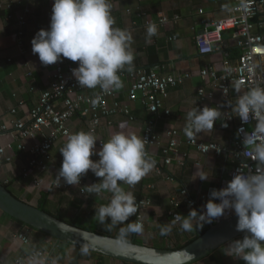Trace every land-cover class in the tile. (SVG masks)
<instances>
[{
	"label": "crops",
	"instance_id": "obj_1",
	"mask_svg": "<svg viewBox=\"0 0 264 264\" xmlns=\"http://www.w3.org/2000/svg\"><path fill=\"white\" fill-rule=\"evenodd\" d=\"M3 5H13L11 19H7L9 14L6 10H0V125L9 126L12 119L23 120L28 112L32 110L38 102L42 92L50 88L55 68L58 65H68L72 68L78 66V62H73L64 58L62 62L44 66L38 56L32 53L31 39L40 29H48L53 0H0ZM111 5V15L114 19L113 27L130 31L133 40L131 49L134 54L132 65L125 66L129 70L135 68H145L155 71L161 76L178 75L189 73L191 78L168 90L167 97L163 101L162 109L155 122V134L158 145L147 150L148 158L159 161L164 157L168 149L167 132L176 130L179 132L178 143L181 153L185 152L186 157L181 158L183 165L173 162L165 173L172 178L167 181L164 177L155 175L154 170L143 177L135 187L123 184L125 191H131L135 196L147 197L151 205L144 212V230L140 234L130 233L125 238L135 240L138 245L155 249L173 250L185 241L195 238L201 231H206L209 224H205L202 229L192 232L180 230L179 224L173 227L169 235L161 236L160 227L170 224L172 219L168 216L171 210V200L177 199L180 202L179 214L186 216L190 208L186 206V199H191L197 203L196 210H201L209 199L211 190H219V182L225 178L231 170L229 159L216 158L213 155L201 156L187 145L189 139L185 134L187 124L186 114L193 107L198 108V91L212 93L213 100L219 99V87L211 86L209 80H202L199 73L204 68L213 67L218 73L223 71L224 56L222 52H214L208 56H199L195 46L194 37L201 31L202 22L215 21L227 16L221 10L223 4L232 6L231 0H109ZM23 9H28L29 14L25 18L24 26V52H20L17 47L16 33L17 25L15 17L22 13ZM201 12V13H199ZM163 14L170 20L177 17L176 23L172 22L157 30V34L150 40L147 38L146 27L143 25L144 18L156 20ZM144 16V17H143ZM259 22L264 21V12L259 15ZM137 23L134 26L133 23ZM264 30H259L262 33ZM264 33V32H263ZM174 37V40H168ZM222 49L229 53V59L235 63L239 50L235 47V40L231 33L225 32L222 35ZM10 59L11 62L7 63ZM30 72L31 77L27 76ZM123 87L114 90V101L123 105L129 114H116L109 120H103L97 130V142H106L115 131H131L142 138L148 113L142 104L140 95L135 100L128 98L130 81L121 78ZM102 89H87L84 93L88 96L97 95ZM248 91L237 87L230 88V97L233 106L239 96ZM111 100L110 103L113 101ZM210 102V101H209ZM211 104V102H210ZM61 104H58L60 109ZM213 106V104H211ZM14 109L15 114L11 115L10 110ZM169 111L165 116L162 111ZM132 118V119H130ZM125 124L124 129L120 128ZM222 113L215 122L211 131L198 134L194 139L202 142H212L221 145H229L233 138V132L223 129ZM68 127L73 133L86 130L85 119L81 116H74L68 122ZM9 133L0 136V148L11 146L5 156H0V183L7 185L8 191L18 200L37 207L41 197L46 199V208L52 214L59 215L68 221L74 218L78 220H91L92 213L102 205L109 203L111 193L102 192V196H80L78 188L72 187L67 191H55L51 184L58 180V170L61 166L62 155L60 148L66 140H59L51 150L47 163V172L40 173L31 171L27 177L22 174L28 169V163L32 158L30 152H20L17 150L18 144L32 147L33 142L29 139L19 140ZM97 150L98 148L96 146ZM97 160L98 156L90 157ZM196 172V173H195ZM203 173L208 175L207 181L195 178V174ZM40 182L35 186L34 181ZM91 171L82 176L81 181L99 182ZM63 181V180H61ZM186 192L182 197L180 193ZM202 197H204L202 199ZM216 202V201H215ZM92 218V219H90ZM129 222H134L133 217ZM126 224L115 225L109 229L110 233L119 236L120 228ZM98 231L106 230L103 226L97 228ZM18 233H25L31 241L29 251L38 247H44L50 251L55 264H127L116 259L105 258L100 255L83 252L73 246L58 243L55 239L31 230L19 222L13 220L6 214L0 212V264H14L15 259L27 249L13 236ZM243 237L236 238L242 239ZM231 241L219 247L206 259L194 264H244L243 260L229 255V245Z\"/></svg>",
	"mask_w": 264,
	"mask_h": 264
},
{
	"label": "clouds",
	"instance_id": "obj_2",
	"mask_svg": "<svg viewBox=\"0 0 264 264\" xmlns=\"http://www.w3.org/2000/svg\"><path fill=\"white\" fill-rule=\"evenodd\" d=\"M113 25L109 0H53L49 27L35 33L31 50L44 66L62 62L64 58L78 62L72 76L81 87H99L105 93L119 90L123 87L119 72L132 65L135 57L130 47L133 40L130 31ZM146 31L150 40L157 34V26L149 24ZM234 111L242 123L249 119L250 113H255L261 117L258 131H264V88L256 87L239 96ZM220 115L216 107H193L186 114V136L194 139L211 131ZM125 127L120 125L121 129ZM145 139L131 131H115L97 150V136L80 131L69 135L59 150L63 157L58 170L60 182L79 185L82 176L91 171L100 180L89 185L88 192L111 193L109 203L96 209L95 214L100 224H126L119 231L121 243L128 234L144 230L141 222H129L138 212V203L136 196L122 185L135 187L155 167V161L148 158ZM253 152L258 164L255 171L236 172L224 188L211 190L201 210L190 209L186 216L176 214L170 224L160 227V235H169L177 224L181 231L192 232L234 214L235 231L242 232L243 238L231 241L229 255L244 264H264V143L256 144ZM92 156L99 159L93 160ZM196 178L207 181L209 176L200 173L195 174ZM83 251L87 253L88 249ZM193 258L192 253L184 252L185 264Z\"/></svg>",
	"mask_w": 264,
	"mask_h": 264
},
{
	"label": "built area",
	"instance_id": "obj_3",
	"mask_svg": "<svg viewBox=\"0 0 264 264\" xmlns=\"http://www.w3.org/2000/svg\"><path fill=\"white\" fill-rule=\"evenodd\" d=\"M232 6L228 7L223 4L221 10L227 13L223 19L202 22L201 31L194 37L195 46L199 56H208L214 52H222L224 56L223 71L218 73L213 67L204 68L200 71L199 76L202 80H209L210 85L219 87V99L213 100L212 93L198 91V109L203 107H216L222 113L223 127L226 131L233 132L235 138L229 145H221L212 142H202L196 139H188L187 145L195 150L201 156L213 155L216 158L229 159L231 170L225 178L219 182V190L227 185L236 172L248 174L255 171L258 164L254 158L253 149L256 144L264 143V131H258V124L261 117L255 113H250L249 119L243 122L237 117L234 111L232 99L230 97V88L237 87L244 91H249L256 87L264 88V21H256L259 15L264 12V1L256 0H231ZM0 10L9 12L7 19H11L13 5L0 3ZM201 13V12H199ZM29 14L28 9H23L20 15L15 17L17 25L16 41L20 52H24V26L25 18ZM144 17V16H143ZM50 19V16H49ZM178 18L172 20L160 14L156 20L144 18L143 25L147 28L149 24H155L157 30L169 23H176ZM137 26V23H133ZM225 32L231 33L235 40V47L239 50V55L235 63L229 59V53L222 49V35ZM169 38L168 40H174ZM11 60L8 59L7 63ZM72 67L68 65H58L55 68L50 88L40 94L37 105L28 112L23 120L12 119L9 126L0 125V136L9 133L10 130L16 136V139H29L33 142L32 147L28 149L22 144H18L17 150L23 153L30 152L32 158L28 163V169L22 174L25 178L31 171L40 173L47 172V163L51 150L55 144L63 139L67 141L69 135L73 132L68 127V122L74 116H81L85 119V132H92L96 135L98 128L103 120L110 124V118L118 113L128 115L129 111L120 103L114 101V92L105 93L101 90L95 96H88L84 92L88 89L81 87L72 76ZM28 72L27 76L31 77ZM120 78L130 81L128 98L135 100L140 95L142 104L148 113V119L142 138L145 139L146 150L158 145L155 134V122L162 109L163 101L167 97L170 88L182 85L191 78L189 73L178 75L161 76L155 71L145 68H135L129 70L126 67L119 72ZM113 100L111 103L110 101ZM213 104V106H211ZM61 108H58V104ZM231 106V107H230ZM165 116L169 111H162ZM10 114L14 115L15 110L11 109ZM264 116V114H262ZM132 119V118H130ZM179 132L170 130L167 132L168 149L164 157L155 161L154 173L158 177H164L167 181L172 178L165 173L172 163L183 165L181 158L186 157L185 152L181 153L178 143ZM103 142H97L96 146L101 147ZM11 146L0 148V156H5ZM63 158V157H62ZM99 159V157H98ZM96 181L84 182L80 180L79 185H68L63 181H55L51 188L55 191H67L72 187H77L80 196L88 198L102 196V193L90 194L88 186ZM35 186H39L38 180L34 181ZM182 197L186 192L180 193ZM204 197H202L203 199ZM138 203V212L132 216L134 222H141L144 227V212L151 205V201L144 196H136ZM219 202V201H216ZM185 204L190 209H195L197 203L191 199H186ZM171 210L168 216L173 219L180 210V202L177 199L171 200ZM234 214H228L219 221L234 217ZM219 221H214L216 224ZM27 250L18 256L14 264H52V256L49 250L44 247L28 250L31 247L30 238L25 233H18L13 236Z\"/></svg>",
	"mask_w": 264,
	"mask_h": 264
},
{
	"label": "water",
	"instance_id": "obj_4",
	"mask_svg": "<svg viewBox=\"0 0 264 264\" xmlns=\"http://www.w3.org/2000/svg\"><path fill=\"white\" fill-rule=\"evenodd\" d=\"M0 212L31 230L55 239L58 243L80 250L87 248V252L127 264H185L186 250L194 256L189 264H194L206 259L224 244L243 237L242 232L235 231L237 218L234 216L216 224H209L202 236L176 250L155 249L124 241L121 243L120 240L112 237L72 227L35 206L16 199L2 184H0Z\"/></svg>",
	"mask_w": 264,
	"mask_h": 264
},
{
	"label": "trees",
	"instance_id": "obj_5",
	"mask_svg": "<svg viewBox=\"0 0 264 264\" xmlns=\"http://www.w3.org/2000/svg\"><path fill=\"white\" fill-rule=\"evenodd\" d=\"M256 21H259V19H257ZM2 184V183H0ZM7 190H8V187L7 185H4L2 184ZM46 199L41 197L38 201V204H37V209L47 213L48 215L62 221V222H65L66 224L72 226V227H76L78 229H81V230H85V231H88V232H95V233H98L100 235H103V236H107V237H112V238H115V239H118L119 240V236L116 235L115 233H110V228L112 227V225L110 223H105V224H100L99 221H98V216L95 214V213H92V216L93 217V222L91 223V220H84V221H81V220H78L77 218H74L72 220H64L62 219L59 215L57 214H52L51 212H49L46 208ZM92 219V218H90ZM21 224V223H20ZM23 225V224H21ZM24 226V225H23ZM99 226H103L106 230L104 231H98L97 228ZM205 231H201L200 233H198V235L195 236L194 239L192 240H187L185 241L183 244H181L180 246H177V247H174L173 250H176V249H180L182 247H185L186 245L190 244L192 241L196 240L197 238H199L200 236H202L204 234ZM124 242H129V243H134V244H137L135 240H127L125 239ZM39 248V247H38ZM84 252V251H83Z\"/></svg>",
	"mask_w": 264,
	"mask_h": 264
}]
</instances>
